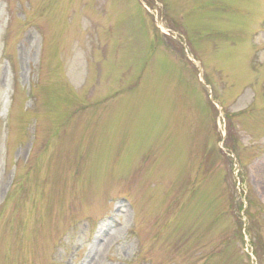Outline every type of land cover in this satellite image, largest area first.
Returning a JSON list of instances; mask_svg holds the SVG:
<instances>
[{
    "label": "rangeland",
    "instance_id": "1",
    "mask_svg": "<svg viewBox=\"0 0 264 264\" xmlns=\"http://www.w3.org/2000/svg\"><path fill=\"white\" fill-rule=\"evenodd\" d=\"M93 246L264 264V0H0V264Z\"/></svg>",
    "mask_w": 264,
    "mask_h": 264
},
{
    "label": "bare ground",
    "instance_id": "2",
    "mask_svg": "<svg viewBox=\"0 0 264 264\" xmlns=\"http://www.w3.org/2000/svg\"><path fill=\"white\" fill-rule=\"evenodd\" d=\"M122 231L121 228H117V229H114V230H111L109 232V239H112V237H115V235L119 234L120 232ZM90 254L89 255L90 257V260L88 261V264H100V251H99V248L98 246H93L91 248V251H90Z\"/></svg>",
    "mask_w": 264,
    "mask_h": 264
}]
</instances>
